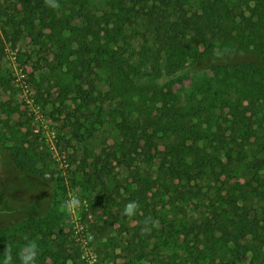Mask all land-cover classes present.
I'll list each match as a JSON object with an SVG mask.
<instances>
[{
    "label": "trees",
    "instance_id": "16d2710c",
    "mask_svg": "<svg viewBox=\"0 0 264 264\" xmlns=\"http://www.w3.org/2000/svg\"><path fill=\"white\" fill-rule=\"evenodd\" d=\"M96 1H100L99 7ZM52 2L58 7L45 0H20L18 16L9 18L10 26L54 42L62 66L71 61L69 57L79 55V60L70 62L74 65L72 79L96 76L107 88L104 95L119 99V106L112 112L115 130L122 139L118 147L124 150L138 133L146 144L157 139L163 147L154 170L135 172L133 181L123 185L127 202L139 205L140 231H155L160 216L154 196L161 187L167 189L165 183L178 182L187 188L210 179L220 184L216 190L219 204H212L205 221L182 227L183 238L192 235L194 241L191 246L184 244L187 255H197L207 264L243 258L251 264H264V181L256 172L247 178L251 170L245 161L252 138L262 145L258 133L264 115L258 118V114L264 111V0ZM201 12L209 14L208 27ZM66 31L67 37L63 34ZM218 51L227 55L249 53L254 61L212 65L213 75L192 84L183 99L156 83L157 78L175 75L188 65L210 64ZM144 68L150 69L155 78L141 82ZM149 94L160 105L158 115L140 126L133 114L138 112L134 98L144 103ZM81 96V107L86 110L99 99L92 93L82 92ZM218 107L227 111L223 118L216 115ZM14 113L11 103H0V161L7 160L17 172L33 180H43L54 160L48 149L31 140L30 132L22 131L21 123L12 124ZM97 117L96 122L101 124V112ZM83 127L76 118L72 132L77 142ZM98 164H94L92 173L87 172L82 188L90 189L92 182L103 185ZM175 193L185 198L191 190ZM61 221L56 213L49 212L5 230L0 234V261L6 245H11L14 264H19L16 253L26 243L23 237L27 235L38 244L36 264H74L75 253L68 251L64 239L60 240ZM236 235L239 240H235ZM158 239V244L168 245L167 240ZM155 244L152 251L158 249ZM157 255L153 264H179L172 257Z\"/></svg>",
    "mask_w": 264,
    "mask_h": 264
},
{
    "label": "rangeland",
    "instance_id": "374dc122",
    "mask_svg": "<svg viewBox=\"0 0 264 264\" xmlns=\"http://www.w3.org/2000/svg\"><path fill=\"white\" fill-rule=\"evenodd\" d=\"M96 4L99 7L100 1ZM19 9L20 0H0V103H11L15 110L12 124L21 123L22 131L30 132L31 140L40 148L48 149L54 162L49 175L37 181L17 172L7 160L1 159L0 234L30 218H41L54 212L62 220L60 240L64 239L68 251L75 253L74 264H89L93 259L95 264H153L156 253L163 259L172 257L179 264H207L197 255H187L183 246L185 243L191 246L194 241L192 235L184 239L180 231L183 226L186 228L205 221L213 210L212 204H219L216 190L220 184L210 179L194 186L190 184L187 188L178 182L165 183L167 189L161 187L154 196L160 216L155 221V231H140L137 220L141 213L136 212L132 217L122 215L128 203L123 185L133 181L135 172L144 174L145 168L154 170L158 165V151L163 147L157 139L146 144L138 137L143 136L141 133L133 143H127L124 150L118 147L122 139L115 130L112 112L119 106V99L111 100L105 96L107 88L102 87L96 76L72 79L74 65L70 62L79 60V55L69 57L71 61L62 66L57 57L60 51L54 42L35 32L14 30L9 18L18 16ZM201 17L208 27L209 14L201 12ZM63 34L69 36L68 31ZM253 61L254 57L249 53L227 55L218 51L210 64L188 65L175 75L157 78L156 83L164 91L170 89L183 99L192 84L213 75L212 65H241ZM139 77L145 82L155 75L144 68ZM81 91L99 98L88 110L81 107ZM134 101L138 112L133 114L138 117L140 126L147 118L158 115L160 105L150 94L144 103L136 98ZM100 112L101 124H98ZM262 114L264 111L258 114V118ZM216 115L223 118L227 111L218 107ZM76 118L85 126L80 130L78 142L72 132ZM258 134L262 145L255 138L250 140L245 161L250 165L251 173L246 175L250 179L256 172L264 181V125ZM148 150L151 153L148 154ZM96 162H99L97 169L103 185L92 182L90 189L86 190L81 186L83 178L87 172L92 173ZM243 178L245 176L241 180ZM198 189L201 190L199 193ZM177 190H191V195L183 198L175 193ZM70 193L86 202L75 218L60 208ZM159 236L167 240L168 245L158 244ZM239 238V235L235 236V240ZM154 244L158 245V252L152 251ZM219 264L251 263L243 258Z\"/></svg>",
    "mask_w": 264,
    "mask_h": 264
},
{
    "label": "clouds",
    "instance_id": "9594fccd",
    "mask_svg": "<svg viewBox=\"0 0 264 264\" xmlns=\"http://www.w3.org/2000/svg\"><path fill=\"white\" fill-rule=\"evenodd\" d=\"M46 4H51L53 7H58L52 0H45ZM82 202L78 195L70 193L68 198L63 201L60 208L66 214L75 218L78 210L82 207ZM139 205L135 201H129L123 209L122 215L132 217L136 214ZM147 229H145L146 231ZM26 243L20 247L16 253L19 264H36L39 254L38 244L35 239H30L27 235L23 237ZM3 259L0 264H14L13 249L11 245H6L3 252ZM89 264H95V260H90Z\"/></svg>",
    "mask_w": 264,
    "mask_h": 264
}]
</instances>
